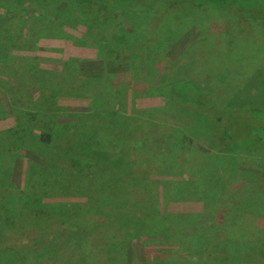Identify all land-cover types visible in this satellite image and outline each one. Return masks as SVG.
I'll return each instance as SVG.
<instances>
[{
  "label": "rangeland",
  "instance_id": "obj_1",
  "mask_svg": "<svg viewBox=\"0 0 264 264\" xmlns=\"http://www.w3.org/2000/svg\"><path fill=\"white\" fill-rule=\"evenodd\" d=\"M60 1L0 0V22L10 21L9 8L18 11L15 26L32 29L6 42L0 35V146L6 153L0 169V264H50V259L42 262L44 254L68 244L76 229L81 231L78 239L102 245L101 236L109 246L103 250L114 249L103 264H264V146L225 139L217 147L205 119L170 109L150 84L154 65L165 71L164 66L181 61L180 70L192 74L185 65L187 56L200 55L199 48L191 47L201 34L200 17L184 11L189 18L168 27L146 12L148 4L98 0L114 10L90 23L75 10L66 15ZM217 1L223 10L229 8L226 0ZM44 16L53 18L55 38L43 35ZM116 20L119 28L113 32ZM65 31L70 38L57 35ZM218 32L221 46L230 49L229 63L238 70L245 65L239 57L245 55H232L243 50L253 57L245 71L250 74L240 75L222 98L264 107V48L245 46L258 38L256 30L233 25L234 47L226 46L225 31ZM97 37L105 39L101 50L91 45ZM202 44L208 67L224 52L218 43L210 48ZM49 99H55L54 106ZM85 175L93 177L92 184L75 188L74 182ZM57 178L60 182L50 184ZM203 178L216 183L215 191L209 190L215 194L210 210L198 197L201 191L191 195ZM125 180L137 187L124 190ZM182 194L189 199L182 202ZM29 196L47 205L64 203L52 211L80 200L84 221L77 224L59 212L42 215L45 207L28 209ZM139 199L152 201L144 225L118 224L114 214L135 209ZM182 212L206 213L205 228L216 215L221 226H210L207 233L171 234L167 227L179 229ZM226 234L234 238H224ZM100 263L82 257L70 264Z\"/></svg>",
  "mask_w": 264,
  "mask_h": 264
},
{
  "label": "trees",
  "instance_id": "obj_2",
  "mask_svg": "<svg viewBox=\"0 0 264 264\" xmlns=\"http://www.w3.org/2000/svg\"><path fill=\"white\" fill-rule=\"evenodd\" d=\"M25 1L26 0H22V3H24ZM117 1L121 2V0ZM122 1L129 2V0ZM134 1L138 2L139 4L143 3L142 5L144 6L148 4L145 7V9H147L146 12L159 18L160 21H163L166 25H168V27H172V25L174 27H178L177 25L181 24L180 22L183 21L182 18L188 19L189 16L187 17V15H182L184 11H187L190 14L194 13L197 17H200V20L198 19L200 22L198 26L201 29V34L198 36L191 47L194 46L195 49L199 48L201 52H204L200 49L201 42L205 45H208L209 48L213 45H217L215 43H218L221 50L224 52L223 54H218V58L215 57L214 59H211V65H209L208 67H206L204 64L205 53L201 54V52L199 51L200 55L193 53L190 56H187L186 61L189 63L185 66L187 68L188 65L191 66L190 71L192 72V74L189 72V70H180L181 66H179V64L181 63V61H177L170 65L164 66L163 68L166 69L165 71L161 70V68L159 67H156V65L149 69V73H147L149 74L150 78L152 77V79L149 78L150 84L153 88L158 89L162 93L167 107H169L170 109L177 108L180 110V112L187 113L189 116H195L193 118L205 119V121L209 125V131L211 132L212 138L214 139L213 141L215 142V145L217 147L220 144L219 142H225V139H239V144L246 147H258L259 145L264 146V141L262 139L264 137V107H258L252 104H233L230 100L223 99L221 96V93L224 96H227V94H229L228 91L230 92V89H232L233 86L237 83L240 75L250 74V71L247 73H245V71L247 70V65L253 57L249 52L241 53L243 50H241L240 52L235 51L237 55H232L234 57L245 55L243 58L239 57L241 58L239 60H242L245 65L242 66L243 69L238 70V67H234L233 64L229 63L232 62L233 59L230 58V49L225 46H221L224 43H222V39L219 38L218 32L219 29L220 31H225V33L227 34V38L225 40L226 46L234 47L237 43L233 45V35L231 36V33L229 34V29H232L233 25L250 27L256 30V35L258 38H256L254 41L248 40L245 46L251 48L255 44H258L259 46H262L264 48V0H226L227 6H229L226 11L221 8V3H218L217 0ZM100 3L101 2H98V0H61L60 6H62L61 10L62 12L66 13V15L72 13L75 10V12H77V15L84 17V20L91 23L95 20H100V18L107 11L114 10V7L112 5L106 4L100 6ZM7 11L11 13L10 21L0 22V35L3 34L4 37L6 36L2 42H6L7 40L11 41L14 39V37L18 39L20 35L27 34L30 30H32L28 27L23 28L21 26H15L16 22H13L17 17L18 11L9 8ZM2 12L6 11L3 10ZM170 16L174 21L172 19H169L171 20L170 22L166 21V19L168 17L170 18ZM70 17L71 16H69L68 18ZM227 17L229 18L227 19ZM52 19L53 18L48 16L43 17L41 25L44 28L42 29V33L46 37L55 38L53 32L51 31L55 27L53 26ZM61 19L59 18L58 21H61ZM46 21H48V23L44 24ZM117 24L118 21L116 20L113 25L116 26L117 29L113 30V32L118 30L119 27ZM113 25H111V28ZM93 27L96 30L98 29L95 24H93ZM141 28H143V26ZM67 33L70 34V32L68 31ZM208 34L210 36V39L208 38ZM57 35L61 36L60 38L64 39L70 38L66 36V31L64 33L60 32ZM131 35L132 34L128 33L129 38ZM259 36L262 39H260ZM143 39H145V37L141 38V40L138 41V43L136 44L137 47L141 48L143 46V44H141L144 42ZM146 44L148 49V47H150V44ZM91 45H95L101 50V47H104V45H106L105 39L97 37L92 41ZM3 48L4 47L0 44V50ZM238 64L242 63L238 61ZM159 69L162 73L159 72ZM249 69H252V67L250 66ZM204 74H206V77H204ZM54 100L55 99H49L47 102L51 103V105L53 104L54 106ZM43 140L45 142H48L49 136L44 135ZM5 154V148L0 146V158L2 160L0 161V169L3 168V162L5 160L3 159V156ZM85 176L86 177L84 178H80L81 180L77 179L74 182L75 188H77L78 186H90L92 184L93 177L91 175ZM128 176H131V174H128ZM59 179L57 178V180L55 179L54 181H50L52 182L50 184L54 185L55 183L60 182ZM84 179H86L85 182H83ZM126 180L124 181L125 184L123 182L124 190L130 191L137 187L133 180ZM214 181L204 180L203 178V181L201 183L195 182V187L193 186L191 189L194 192L193 194H191L193 196H195L198 191H201L202 195L198 194V197L201 201L203 200L206 202L203 207L209 210L212 209L210 206H212V203H214L211 197L215 196V194H209L210 189H213L215 191L216 186L213 185H216V183ZM140 186L141 184H139V187ZM180 199L182 202H184L185 200H188L189 197L186 194H182L180 196ZM72 203L73 205L68 203V205L71 206L69 207L70 211H68L69 209L64 210L63 208L61 209V211H52L55 210V208L59 207L60 204L64 203L56 202L47 205L41 198L38 197L29 196L26 199V206L28 209L30 208L38 211L39 208L45 207L47 211L42 208V215L45 213H48V215H52L55 212H59V214H62V216H64L65 218L71 219V217H73L77 224L83 223L84 212L82 210L84 208V204L80 200H77V202L73 201ZM196 204L200 207L199 203L196 202ZM150 206L152 207V201L149 205L148 202L144 203V199H139L134 207L136 210L130 209L127 210V212L122 211L121 213L114 214L115 221L118 224L125 226L127 224L132 226H134L135 224H139V226H141L142 224L144 225V223L146 222L145 215L150 213L145 212V209L149 210ZM204 215H206V213L196 212L195 214H189L186 212H182L179 215L180 223L182 224V226L178 229L176 226L174 227L173 225L169 224V228L167 227L168 232H170L171 234L207 233L209 229H215L217 226H221V221H219L220 219L218 218V216L211 215V223L207 224L205 228V225L202 224V222H205L209 219H206V217L202 218L204 217ZM33 216L35 220L39 218L38 215ZM231 217H234V214H232L228 218ZM193 218H195L196 220L193 221ZM239 218L240 217H238V219ZM71 221L73 222V220ZM244 222L245 220L241 219L240 224H243ZM156 223L157 226L154 228L155 231L159 230L160 228L157 221ZM81 225L83 229L84 226H88L85 223ZM210 226L212 227L209 228ZM79 234H81V231H78V229H76V231L74 230L69 235L68 244L58 247L59 249L56 248V250L52 253L53 255L45 253L42 262L44 259H50L49 261H47L50 264H59L60 260L65 262V264L73 263V261H78L79 263L83 257L87 259L93 258L94 260L101 262L100 264H103V262L109 263V253H111V251L113 253L114 249H110L108 251L103 250L107 246V241L105 238H102L101 236L98 237L99 240L105 242H102V245H99L100 242L95 241L94 239H78L77 237ZM224 238L231 239L234 237H232V235L229 236L226 234V237ZM107 247L109 248V246ZM61 249L62 253L60 252ZM65 249L70 250L68 252L65 251ZM51 258L54 259L52 260Z\"/></svg>",
  "mask_w": 264,
  "mask_h": 264
}]
</instances>
